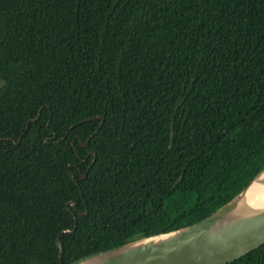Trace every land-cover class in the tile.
Masks as SVG:
<instances>
[{"label":"trees","instance_id":"1","mask_svg":"<svg viewBox=\"0 0 264 264\" xmlns=\"http://www.w3.org/2000/svg\"><path fill=\"white\" fill-rule=\"evenodd\" d=\"M263 167L264 0H0V264H58L73 218L61 264L189 226Z\"/></svg>","mask_w":264,"mask_h":264},{"label":"water","instance_id":"2","mask_svg":"<svg viewBox=\"0 0 264 264\" xmlns=\"http://www.w3.org/2000/svg\"><path fill=\"white\" fill-rule=\"evenodd\" d=\"M92 163L93 159L88 167ZM84 178L85 175L81 176ZM69 206L71 203H66V209ZM75 227L73 218L72 229L61 231L55 239L58 264H61L58 237L73 233ZM262 245L264 167L236 196L199 222L142 237L69 264H230Z\"/></svg>","mask_w":264,"mask_h":264},{"label":"flooded vegetation","instance_id":"3","mask_svg":"<svg viewBox=\"0 0 264 264\" xmlns=\"http://www.w3.org/2000/svg\"><path fill=\"white\" fill-rule=\"evenodd\" d=\"M84 145H85V144H84ZM87 155H88V153H87ZM87 155H86V156H87Z\"/></svg>","mask_w":264,"mask_h":264}]
</instances>
